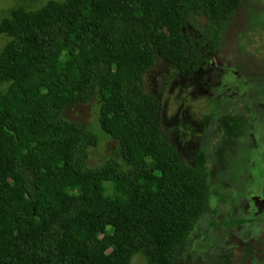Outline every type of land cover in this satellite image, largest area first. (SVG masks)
<instances>
[{"label": "trees", "instance_id": "16d2710c", "mask_svg": "<svg viewBox=\"0 0 264 264\" xmlns=\"http://www.w3.org/2000/svg\"><path fill=\"white\" fill-rule=\"evenodd\" d=\"M239 3L48 0L0 19V264H176L207 207L206 176L162 135L143 74L158 55L190 71V19L217 37ZM95 95L127 169L88 166L96 138L62 115Z\"/></svg>", "mask_w": 264, "mask_h": 264}, {"label": "rangeland", "instance_id": "374dc122", "mask_svg": "<svg viewBox=\"0 0 264 264\" xmlns=\"http://www.w3.org/2000/svg\"><path fill=\"white\" fill-rule=\"evenodd\" d=\"M48 0H0V19L22 6ZM198 63L180 73L157 56L143 74L144 90L157 101L162 135L181 163L206 176L208 203L190 231L176 264H264V0H240L217 37L203 16L187 27ZM8 37L0 35V50ZM100 97L63 110L96 138L87 165L115 158L118 141L100 127ZM130 264H147L142 254Z\"/></svg>", "mask_w": 264, "mask_h": 264}]
</instances>
